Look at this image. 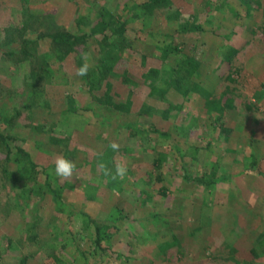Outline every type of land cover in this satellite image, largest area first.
<instances>
[{
	"label": "rangeland",
	"instance_id": "374dc122",
	"mask_svg": "<svg viewBox=\"0 0 264 264\" xmlns=\"http://www.w3.org/2000/svg\"><path fill=\"white\" fill-rule=\"evenodd\" d=\"M145 1L0 0V264H264V159L258 170L242 172L251 142L264 146V0H247L258 10L253 14L238 0H171L153 11L138 7ZM115 17L128 22L115 67L130 81L109 78L119 104L109 107L97 99L106 86L90 89L87 78L76 75V57L88 54L94 68L104 42L102 21ZM191 23L202 30H185ZM56 30L86 35V44L60 57L48 36ZM228 33L234 35L228 39ZM167 43L196 52L202 75L195 80L182 71L183 86L170 85L167 79L173 83L176 75L171 79L166 69L175 59L164 56ZM150 68L160 71L156 83L167 88L163 97L145 81ZM189 80L202 83L214 98H233L236 119L226 122L235 132L230 139L206 130L203 95L192 88L181 93ZM150 107L168 115L142 112ZM151 128L169 136L160 139ZM113 141L119 151L109 147ZM155 149L168 153V181L148 191L153 182L145 177L157 175ZM58 156L75 161L80 179L54 175ZM101 160L113 172L123 161L125 177L105 176ZM182 166L196 173L232 172L261 219L243 215L229 223L220 217V209L229 207L226 183L212 189L208 202L220 218L181 235L172 213L186 209L179 191L171 189L180 183ZM165 187H171L167 196ZM91 220L111 227L105 230L111 252L96 249Z\"/></svg>",
	"mask_w": 264,
	"mask_h": 264
},
{
	"label": "trees",
	"instance_id": "16d2710c",
	"mask_svg": "<svg viewBox=\"0 0 264 264\" xmlns=\"http://www.w3.org/2000/svg\"><path fill=\"white\" fill-rule=\"evenodd\" d=\"M171 0H146L145 2L138 5V7H143L146 11H153L155 9H158L159 7H165L170 4ZM241 2L240 4H244L243 6L246 8V12L248 14H253L257 9L250 7V3L247 0H238ZM238 13V12H237ZM233 17V15L231 16ZM245 19V17H244ZM250 16H246L245 20H249ZM103 29L99 32L102 33V37L104 39V42L101 43L100 48V57L98 62L95 64L94 68L90 67L88 75L81 76L82 78H87V81L89 83L90 89H95L97 91H100L104 86H106V89L101 93L97 95L98 101L106 104L107 106H115L119 107V104L116 103L113 99V95L111 93L112 85L109 81V78H117L120 75L124 77L127 83L130 81L127 78V72L124 71V73H120L116 69V64L118 62L117 54L115 53V49L118 48V42L122 41L124 36L126 35L127 31V23L125 20L121 21L120 18H112L108 23L105 21H102ZM102 25H100L101 27ZM190 29L186 28L185 30H202V27L199 24H190ZM95 27V26H93ZM99 26H96V29H98ZM92 29V27H91ZM95 33L97 31L93 28ZM227 38L234 35V33H228L226 34ZM48 36H50V39L52 40V43L54 46L58 47L59 55L61 51L63 54L60 57H67L72 53L78 52V48L81 45L86 44L87 36L83 34H74L69 33L66 31H60L56 30L53 33H49ZM185 46L182 47L180 45H174L171 43H167V45L163 48L165 51L164 56H168L170 53L172 56L170 59H175L173 65H169L166 69V71H170L173 74H171V79L173 75H176L173 79V83L170 82L169 79L167 81L172 84L173 86H177V88L180 86H183L182 80H184L182 76V71H186L188 77L192 76L196 80L200 75H202V69H203V62L199 59L200 57L196 54V52L192 54H187L184 52ZM61 49V51L59 50ZM229 49L234 51L231 46H229ZM81 53H78L76 57V64L81 67V65L84 63V60L82 58ZM228 59V57H227ZM148 73H150L148 75ZM160 71L156 68H150L148 72L146 73V80L149 82L150 90L154 93H159L162 97L167 91V88H162L159 86V84L156 83V79L159 76ZM181 78H180V76ZM187 83V82H186ZM188 86L181 89V93L186 94L189 93L190 88L194 89L197 92H200L203 97H201L204 100V106L206 108V112L208 115V119L204 120V126L208 131L213 128L218 132V134L224 140L230 139V135L234 132V128L227 126L226 122L234 121L236 119L235 113L232 112L234 110V100L232 97H228V93H223L218 98H214L213 94L208 92L204 87L203 84L198 83L196 81H188ZM103 85V86H102ZM130 102V101H128ZM127 104V103H125ZM131 104V102H130ZM149 107V106H146ZM142 112L144 114H153L157 113L159 115H168V110H159L157 108H143ZM210 119V120H209ZM195 125V126H194ZM190 127H196V123L193 122L189 125ZM154 132L158 133V136L160 139H165L167 136H169L166 133H163L156 128H151ZM128 130L131 131V133H135L138 130V127L131 126L128 128ZM190 130H186L188 133ZM212 142H208V144L204 147V149L210 148L212 146ZM193 147L189 148L192 149ZM195 148V149H200ZM251 148V154L246 158V166L247 170H244L242 172L247 171H254L258 170V167H261L262 161L264 159V146H262L259 142H251L250 144ZM226 150H231V148H227ZM19 152L21 154L26 155V152L19 148ZM154 160L153 165L155 170L157 171V175H153L152 173H148L145 177V181H148V183L153 182L149 185L148 191H151V188L153 185L155 186V183L163 181L165 178L164 173L165 172V162L168 160V153L164 150L159 151L155 149L154 151ZM222 153L221 159L224 160V153ZM184 162L186 161L184 157ZM217 166V165H216ZM169 169L173 170V168L169 167ZM182 176L180 183L174 184L173 189L171 187H165L163 188L164 195L167 196L168 191L170 189L172 192L179 191L177 197V200L180 204H183L186 212L183 213L181 211H174L172 214L175 216L176 219L179 220L178 225H175V229H178L181 235H189L192 234V232H196V230L205 229L206 227L210 226L212 222H214V219H219L220 217H225L226 221L231 222H237L240 216H247L252 217L253 219H261L264 218L263 216L260 218L259 212H256L253 210V208H250L247 206V203L245 199L243 198L241 192L236 187L233 174L232 172H220L217 168H214L211 173L202 172V173H196V172H190L188 168H184L182 166ZM155 177V178H154ZM165 181H168V179H165ZM188 183L191 184V188L194 189L193 192L190 191V188L188 187ZM226 183L229 185L228 190L230 193V200H229V207L227 209H220V214H222L220 217L215 216V212L213 211V206H211L208 202L212 199V189L216 186L223 185L225 186ZM170 188V189H169ZM187 188V189H186ZM189 188V190H188ZM52 191L53 189L50 188ZM199 189V190H198ZM147 191V195L149 196L150 192ZM182 191H185L184 193H181ZM146 192H142V195H144ZM58 194V193H56ZM188 196V199H185V197ZM151 198V196L149 197ZM213 205V204H212ZM261 215V214H260ZM199 221L201 222L200 225L198 224ZM91 223H94V229H95V240L94 244L97 250L99 252H111L110 246H109V238H107V233L105 230H110L111 227L108 225L101 226L94 222L93 220L90 221ZM184 234H183V233ZM206 232V231H205ZM204 233V232H203ZM174 237V242L178 244L179 240L177 237ZM264 237V235L262 236ZM180 238V237H179ZM231 246V245H230ZM163 247V245H161ZM235 249V248H233ZM264 253V252H263ZM85 264H89L87 260L85 261Z\"/></svg>",
	"mask_w": 264,
	"mask_h": 264
},
{
	"label": "clouds",
	"instance_id": "9594fccd",
	"mask_svg": "<svg viewBox=\"0 0 264 264\" xmlns=\"http://www.w3.org/2000/svg\"><path fill=\"white\" fill-rule=\"evenodd\" d=\"M84 63L77 70L76 75L78 76H86L88 75L89 69L91 67L89 61L90 56L88 54H83L82 56ZM109 147L113 151H119L120 145L119 143L113 141L109 144ZM98 166L102 173L105 176H111L113 180L123 179L127 173V165L121 161L115 164V171L108 167V165L103 161L98 162ZM54 175L60 180H72L73 177L76 179H80V177L76 174V163L74 160L66 158L64 156H58L55 160V169Z\"/></svg>",
	"mask_w": 264,
	"mask_h": 264
}]
</instances>
